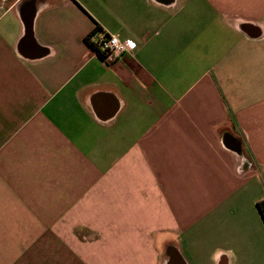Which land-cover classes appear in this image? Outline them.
I'll list each match as a JSON object with an SVG mask.
<instances>
[{"label":"crops","instance_id":"1","mask_svg":"<svg viewBox=\"0 0 264 264\" xmlns=\"http://www.w3.org/2000/svg\"><path fill=\"white\" fill-rule=\"evenodd\" d=\"M263 199L264 0H0V264H264Z\"/></svg>","mask_w":264,"mask_h":264},{"label":"built area","instance_id":"2","mask_svg":"<svg viewBox=\"0 0 264 264\" xmlns=\"http://www.w3.org/2000/svg\"><path fill=\"white\" fill-rule=\"evenodd\" d=\"M113 35L115 34L107 33L102 30L96 31V29L89 35V43L96 49L103 63L110 66L119 61L125 54H129L128 52H121L118 58H114L111 61L108 60V56L111 54L112 49H109L106 45L112 40ZM117 36L119 42L124 44L126 40L122 39L119 35Z\"/></svg>","mask_w":264,"mask_h":264},{"label":"clouds","instance_id":"3","mask_svg":"<svg viewBox=\"0 0 264 264\" xmlns=\"http://www.w3.org/2000/svg\"><path fill=\"white\" fill-rule=\"evenodd\" d=\"M106 47L112 49L111 54L108 56V60L111 61L114 58H118L121 52H128L130 55L134 54L136 44L133 41H125L124 44H121L118 36L113 35L112 40L109 41ZM240 171V168H237L238 175L240 174Z\"/></svg>","mask_w":264,"mask_h":264},{"label":"trees","instance_id":"4","mask_svg":"<svg viewBox=\"0 0 264 264\" xmlns=\"http://www.w3.org/2000/svg\"><path fill=\"white\" fill-rule=\"evenodd\" d=\"M100 30L101 28L99 27L96 28V31H100ZM258 207H259L262 217L264 218V199L258 202Z\"/></svg>","mask_w":264,"mask_h":264}]
</instances>
